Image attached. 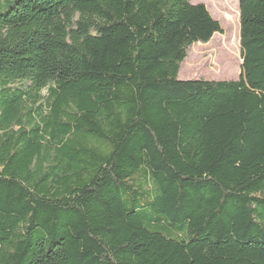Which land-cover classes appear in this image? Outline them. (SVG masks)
Segmentation results:
<instances>
[{"label": "trees", "instance_id": "obj_1", "mask_svg": "<svg viewBox=\"0 0 264 264\" xmlns=\"http://www.w3.org/2000/svg\"><path fill=\"white\" fill-rule=\"evenodd\" d=\"M238 79L191 0H0V264H264V0Z\"/></svg>", "mask_w": 264, "mask_h": 264}, {"label": "rangeland", "instance_id": "obj_2", "mask_svg": "<svg viewBox=\"0 0 264 264\" xmlns=\"http://www.w3.org/2000/svg\"><path fill=\"white\" fill-rule=\"evenodd\" d=\"M191 2L205 4L223 30L214 34L210 41L189 48L179 78L238 79L242 73L239 0Z\"/></svg>", "mask_w": 264, "mask_h": 264}, {"label": "water", "instance_id": "obj_3", "mask_svg": "<svg viewBox=\"0 0 264 264\" xmlns=\"http://www.w3.org/2000/svg\"><path fill=\"white\" fill-rule=\"evenodd\" d=\"M239 2H240V0H239ZM242 64H243V60H242Z\"/></svg>", "mask_w": 264, "mask_h": 264}]
</instances>
